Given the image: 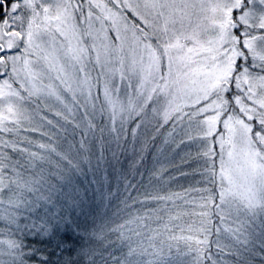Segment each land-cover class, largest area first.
<instances>
[{
    "label": "snow or ice",
    "instance_id": "snow-or-ice-1",
    "mask_svg": "<svg viewBox=\"0 0 264 264\" xmlns=\"http://www.w3.org/2000/svg\"><path fill=\"white\" fill-rule=\"evenodd\" d=\"M0 236V264H264V0H0Z\"/></svg>",
    "mask_w": 264,
    "mask_h": 264
},
{
    "label": "trees",
    "instance_id": "trees-1",
    "mask_svg": "<svg viewBox=\"0 0 264 264\" xmlns=\"http://www.w3.org/2000/svg\"><path fill=\"white\" fill-rule=\"evenodd\" d=\"M161 131H162V133L164 132L163 129ZM162 140H163V137L162 136L157 137V139L154 142V144L150 147L148 153L146 154V161H145L146 168L145 169H142L143 171H146L148 167H151L152 166V158H153V155L159 156V153H156V147L162 146ZM125 162L126 161L124 160V164H125V166H127V164ZM185 180H188V179H185ZM190 183H191V180H190ZM53 259H55V257H53ZM81 264H83V262H81Z\"/></svg>",
    "mask_w": 264,
    "mask_h": 264
},
{
    "label": "rangeland",
    "instance_id": "rangeland-1",
    "mask_svg": "<svg viewBox=\"0 0 264 264\" xmlns=\"http://www.w3.org/2000/svg\"><path fill=\"white\" fill-rule=\"evenodd\" d=\"M33 135H35V134H33ZM172 156H173V154H172L171 152L168 151L167 146H164V151L161 152V153H159V156H157V158L159 159V161H160L161 163L167 164V163H168V160L171 159ZM177 159H178V158H177ZM125 161H126L125 163L127 164L128 161H127V160H125ZM190 180H191L190 178H189L188 180L182 179V180L180 181V183L187 185V184L190 183ZM0 238H4V237L0 236ZM222 240H223V242H225V243L228 242L227 238L224 237V236H222Z\"/></svg>",
    "mask_w": 264,
    "mask_h": 264
}]
</instances>
